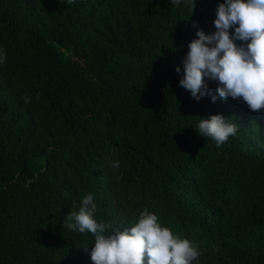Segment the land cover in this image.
Instances as JSON below:
<instances>
[{"label": "trees", "instance_id": "1", "mask_svg": "<svg viewBox=\"0 0 264 264\" xmlns=\"http://www.w3.org/2000/svg\"><path fill=\"white\" fill-rule=\"evenodd\" d=\"M222 3L0 0V264H93L95 237L63 227L90 193L106 235L147 209L192 264H264V109L179 83ZM214 115L237 125L220 147Z\"/></svg>", "mask_w": 264, "mask_h": 264}, {"label": "clouds", "instance_id": "2", "mask_svg": "<svg viewBox=\"0 0 264 264\" xmlns=\"http://www.w3.org/2000/svg\"><path fill=\"white\" fill-rule=\"evenodd\" d=\"M179 6L181 0H171ZM195 3L190 5L192 13ZM214 20L216 31L206 35L196 32V39L188 45L187 56L182 60L183 78L180 86L191 93L197 102L210 96L227 101L242 98L252 112L264 109V0H225L217 7ZM238 25V27H236ZM193 27H197L193 23ZM234 28L230 35L229 29ZM235 41H241L239 46ZM6 53L0 51V63ZM177 73L181 69H175ZM208 81L218 82L215 94ZM199 135L210 137L220 147L237 132V125L221 115L200 118ZM113 168L119 162H113ZM97 205L93 194L82 199L79 212L64 218L63 227L72 231L91 233L95 237L90 257L93 264H192L201 253L186 238L175 235L171 228L163 227L158 216L145 209L138 221L120 231L94 219Z\"/></svg>", "mask_w": 264, "mask_h": 264}]
</instances>
